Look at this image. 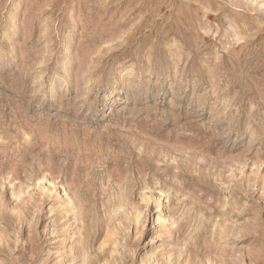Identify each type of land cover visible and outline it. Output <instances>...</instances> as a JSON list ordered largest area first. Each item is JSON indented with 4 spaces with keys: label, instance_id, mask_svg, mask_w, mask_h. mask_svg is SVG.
Here are the masks:
<instances>
[{
    "label": "rangeland",
    "instance_id": "rangeland-1",
    "mask_svg": "<svg viewBox=\"0 0 264 264\" xmlns=\"http://www.w3.org/2000/svg\"><path fill=\"white\" fill-rule=\"evenodd\" d=\"M0 264H264V0H0Z\"/></svg>",
    "mask_w": 264,
    "mask_h": 264
},
{
    "label": "bare ground",
    "instance_id": "bare-ground-1",
    "mask_svg": "<svg viewBox=\"0 0 264 264\" xmlns=\"http://www.w3.org/2000/svg\"><path fill=\"white\" fill-rule=\"evenodd\" d=\"M160 207H161V206H159V207H158V212H160V211H161Z\"/></svg>",
    "mask_w": 264,
    "mask_h": 264
}]
</instances>
